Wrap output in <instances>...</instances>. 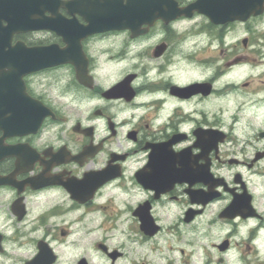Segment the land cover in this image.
<instances>
[{"label": "flooded vegetation", "instance_id": "af4514ba", "mask_svg": "<svg viewBox=\"0 0 264 264\" xmlns=\"http://www.w3.org/2000/svg\"><path fill=\"white\" fill-rule=\"evenodd\" d=\"M0 264H264L262 0H0Z\"/></svg>", "mask_w": 264, "mask_h": 264}, {"label": "water", "instance_id": "95a60500", "mask_svg": "<svg viewBox=\"0 0 264 264\" xmlns=\"http://www.w3.org/2000/svg\"><path fill=\"white\" fill-rule=\"evenodd\" d=\"M204 6L208 9V11L206 12L209 15H212L213 13L210 11V3H208L207 1H205ZM5 19H9L10 17H4ZM13 21V19H12ZM12 21L9 19V22L12 23Z\"/></svg>", "mask_w": 264, "mask_h": 264}, {"label": "clouds", "instance_id": "9594fccd", "mask_svg": "<svg viewBox=\"0 0 264 264\" xmlns=\"http://www.w3.org/2000/svg\"><path fill=\"white\" fill-rule=\"evenodd\" d=\"M262 4H264V0H262ZM188 127H189V128H191V127H192V125H189Z\"/></svg>", "mask_w": 264, "mask_h": 264}]
</instances>
